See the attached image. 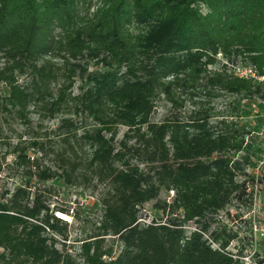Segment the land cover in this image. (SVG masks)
<instances>
[{"label":"trees","instance_id":"trees-1","mask_svg":"<svg viewBox=\"0 0 264 264\" xmlns=\"http://www.w3.org/2000/svg\"><path fill=\"white\" fill-rule=\"evenodd\" d=\"M92 1L0 0V112L24 117L33 104L49 118L67 115L56 128L60 171L39 166L28 147L12 151L22 184L0 196V264H238L225 252L238 235L217 217L229 206L250 210V160L234 155L251 133L238 103L215 119L200 100L225 92L264 101V82L232 74L243 63L264 75V0H94L90 12ZM161 99L170 109L155 122ZM33 179L102 188L100 219L78 253L62 218L73 215L51 207L50 189ZM145 204L157 215L148 223Z\"/></svg>","mask_w":264,"mask_h":264},{"label":"rangeland","instance_id":"rangeland-1","mask_svg":"<svg viewBox=\"0 0 264 264\" xmlns=\"http://www.w3.org/2000/svg\"><path fill=\"white\" fill-rule=\"evenodd\" d=\"M88 4V1L81 2L79 7L81 15L86 12ZM94 5L96 3L93 0L90 12ZM54 62L57 63L58 60H54ZM58 63L60 64V62ZM88 69L93 70V67L89 66ZM18 82L26 85L28 81L19 77ZM58 84L59 82L51 84L50 88L53 92L57 89ZM77 86L78 83L72 89L73 94L77 93ZM216 94L217 97L201 98L200 101L209 106L215 119H219L220 115H225L229 112V103L233 105L238 103L239 109H241V116L237 118V121L250 131L251 137H247V148L234 156L235 158L247 157L250 160L246 173L250 178L254 177L253 165L264 159V101L257 97L240 99L225 92H216ZM5 95L6 89L0 84V103ZM169 109L170 105L165 100L157 101L152 116L153 121H161ZM190 109L191 106L186 104L182 112L185 113ZM66 117L67 115L64 113H60L54 118H49L47 114L41 109L34 107L33 104L27 107L24 117H20L15 113L0 112V158L1 155L5 154L4 163L0 168V196L5 191H11L22 184V179L16 174L15 168L11 166V162L14 159L12 151L17 147H28L27 154L30 157L38 158L39 166L58 170L57 153L64 149L65 146L61 141L62 136L56 128L60 120ZM89 123L87 122V124ZM124 131V128L119 129L118 140L121 139ZM34 140L41 143L42 148L40 147L38 151L29 147L31 141ZM75 150L79 156H84L86 151L82 145L77 146ZM31 184L37 185L40 189H50V194L45 193L50 195L48 199H50L51 207L68 209L70 215H73V217L64 215L62 218L68 222V241L66 244L69 246V251L72 254L78 253L80 242L94 233V225L100 219L102 207L98 200L101 196L102 188H94V182H89V180H80L74 182L73 185H69L64 183L62 179L51 180L42 184L37 183L33 179ZM256 188L259 203L254 215L245 207L234 206L227 207L222 213L223 221L226 223L227 228L232 229L238 235L236 246L238 245L242 248L243 245L244 248L248 246L247 238L250 235L252 220L254 219L255 222H260V224L264 223V180L257 182ZM170 196L171 193L161 192L160 194V198L165 200H169ZM227 213L230 215L229 217ZM140 217L142 223L157 219L151 204H145L141 208ZM192 227L193 225L189 224V228L191 229ZM104 244L105 247L112 248L114 254L118 253L119 244L113 237H106Z\"/></svg>","mask_w":264,"mask_h":264},{"label":"built area","instance_id":"built-area-1","mask_svg":"<svg viewBox=\"0 0 264 264\" xmlns=\"http://www.w3.org/2000/svg\"><path fill=\"white\" fill-rule=\"evenodd\" d=\"M219 56V55H218ZM233 76L250 80L252 82H264V75H258L257 69L251 64L238 63L232 66ZM264 180V159L258 161L254 167L253 184L248 186L247 191L251 194V206L249 212L254 215L256 208L258 207L259 199L257 195V182ZM172 195V192H171ZM222 213L218 214V220L223 221ZM204 238L208 237L203 234ZM249 244L247 247L238 249L237 240H233L229 243L225 252L238 264H264V223L255 222L254 219L251 223ZM211 243L212 248L217 249L218 246Z\"/></svg>","mask_w":264,"mask_h":264}]
</instances>
